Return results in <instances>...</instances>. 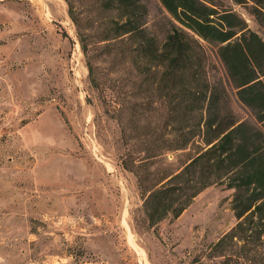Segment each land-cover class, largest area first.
I'll return each instance as SVG.
<instances>
[{
    "label": "rangeland",
    "instance_id": "1",
    "mask_svg": "<svg viewBox=\"0 0 264 264\" xmlns=\"http://www.w3.org/2000/svg\"><path fill=\"white\" fill-rule=\"evenodd\" d=\"M144 1L156 23L159 0ZM222 1L264 40L248 3ZM121 151L66 1L0 0V264H215L204 252L235 223L232 189L211 183L150 225Z\"/></svg>",
    "mask_w": 264,
    "mask_h": 264
},
{
    "label": "trees",
    "instance_id": "2",
    "mask_svg": "<svg viewBox=\"0 0 264 264\" xmlns=\"http://www.w3.org/2000/svg\"><path fill=\"white\" fill-rule=\"evenodd\" d=\"M65 1L148 223L177 216L204 187L223 183L235 223L205 256L264 264L262 37L222 0H159L156 23L144 0H85L81 8ZM234 1L248 3L264 28V0Z\"/></svg>",
    "mask_w": 264,
    "mask_h": 264
}]
</instances>
